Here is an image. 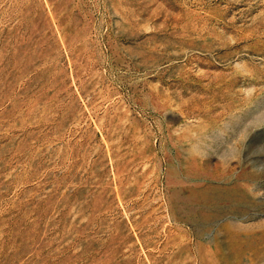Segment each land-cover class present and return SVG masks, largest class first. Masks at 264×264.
<instances>
[{"label":"rangeland","instance_id":"1","mask_svg":"<svg viewBox=\"0 0 264 264\" xmlns=\"http://www.w3.org/2000/svg\"><path fill=\"white\" fill-rule=\"evenodd\" d=\"M0 264H264V0H0Z\"/></svg>","mask_w":264,"mask_h":264}]
</instances>
